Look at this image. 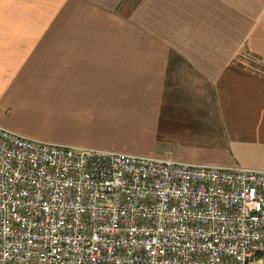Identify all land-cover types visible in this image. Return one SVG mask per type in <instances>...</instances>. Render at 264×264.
I'll return each mask as SVG.
<instances>
[{"label": "crops", "instance_id": "crops-1", "mask_svg": "<svg viewBox=\"0 0 264 264\" xmlns=\"http://www.w3.org/2000/svg\"><path fill=\"white\" fill-rule=\"evenodd\" d=\"M247 55L264 63V0H0V126L264 169V75Z\"/></svg>", "mask_w": 264, "mask_h": 264}, {"label": "built area", "instance_id": "built-area-1", "mask_svg": "<svg viewBox=\"0 0 264 264\" xmlns=\"http://www.w3.org/2000/svg\"><path fill=\"white\" fill-rule=\"evenodd\" d=\"M0 264H264V169L0 126Z\"/></svg>", "mask_w": 264, "mask_h": 264}, {"label": "rangeland", "instance_id": "rangeland-1", "mask_svg": "<svg viewBox=\"0 0 264 264\" xmlns=\"http://www.w3.org/2000/svg\"><path fill=\"white\" fill-rule=\"evenodd\" d=\"M247 57H248V62H247V64H248V67H250V68H252V69H255L257 72H259V73H261V74H263L264 75V63H262L261 61H258V60H256V59H254L252 56H250V55H247ZM259 62L260 63H262L261 65L259 64ZM56 104H60V102H56ZM201 109V108H200ZM49 114H51V112H49ZM183 117H182V115H177V116H174L173 117V119H178V120H180V119H182ZM12 131V130H11ZM54 131H56V135L57 136H59V138L62 136V131H61V129H60V126L59 127H57V128H55L54 129ZM14 132V131H13ZM17 133V132H16ZM175 134L177 133V132H174ZM19 134V133H18ZM174 134V135H175ZM186 134L187 133H182V135H180V137H181V139H187L188 137L189 138H192L193 137V135L192 136H190L191 134H189L188 135V137L186 138L185 136H186ZM21 135V134H20ZM87 141V140H86ZM84 144H86V143H84ZM205 150L206 149H208V148H204ZM140 150H144L143 148H135V149H133V151H140ZM157 155H159V153H156ZM168 155V154H167ZM168 157H170V158H173V156H170V155H168ZM175 160V159H174Z\"/></svg>", "mask_w": 264, "mask_h": 264}]
</instances>
